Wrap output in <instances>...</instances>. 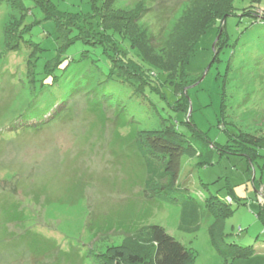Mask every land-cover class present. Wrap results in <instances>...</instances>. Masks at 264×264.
Segmentation results:
<instances>
[{
  "label": "rangeland",
  "instance_id": "1",
  "mask_svg": "<svg viewBox=\"0 0 264 264\" xmlns=\"http://www.w3.org/2000/svg\"><path fill=\"white\" fill-rule=\"evenodd\" d=\"M20 1L23 7L12 0L0 4V264H102L101 254L152 225L190 249L194 264H223L206 216L197 234H184L178 229L180 208L144 193L147 175L137 138L162 129V119L197 147H214V160L205 166L197 156H182L179 184L197 196L201 183L208 186L206 194L231 196L227 241L252 253L229 264H264V23L256 22L241 38L232 63L248 19L228 18L223 47L217 49L224 38L218 43L214 30L187 64L185 96L177 91L179 82L162 77L143 99L129 80L107 78L114 52L81 39L103 0H50L76 21L67 36L34 0ZM113 1L107 0L108 8L119 16L114 28L124 34L126 49L152 71L171 72V53L148 40L164 41L168 32L159 31L160 20L180 19L193 0ZM232 6L234 15L252 12L264 19V0H234ZM6 31L18 37L10 47ZM89 62L97 64L100 76ZM228 72L232 100L224 121ZM242 136L258 140L252 147ZM227 146L246 156L223 154ZM250 148L257 152L253 158Z\"/></svg>",
  "mask_w": 264,
  "mask_h": 264
},
{
  "label": "trees",
  "instance_id": "2",
  "mask_svg": "<svg viewBox=\"0 0 264 264\" xmlns=\"http://www.w3.org/2000/svg\"><path fill=\"white\" fill-rule=\"evenodd\" d=\"M2 1L0 0V4H2ZM12 1H17L22 6L20 0ZM34 1L42 8L49 19L57 22L58 30L63 36H67L70 29L76 25L75 20L56 10L50 0ZM97 1L93 0V2ZM102 2L104 7L101 10L96 8L95 15L85 24L81 39L87 44L98 47L103 46L108 53L114 52L116 58L113 59V67L110 68L107 78L111 79L117 76L125 81L129 80L132 86H136L139 90L138 97L143 99L145 97L144 92L149 86L161 85L162 77L165 78L164 81L166 82H179L176 83L177 91L185 96V88L190 85L188 74H186L187 64L194 57L199 43L214 30L217 31L220 39L218 43H220L222 37L224 38L220 44L217 43V49L223 47L224 40L227 39L226 21L228 18L242 17L248 19V25L242 29L238 40L234 43L232 63L237 56L238 42L241 41V38L253 30L256 22L264 23V19L260 20L259 16L254 15L252 12H247L244 16L234 15L236 14L232 6L234 0H193L191 10L189 8L184 12L186 14H183L184 16L182 15L180 19L176 20L175 17L172 22L173 18L171 19V16H168V18H165V23L160 20L159 31L162 34L168 32L164 41L155 40V36L148 40L153 48H166L172 55L171 60L175 59L171 72L168 74L157 73L158 71L156 72L154 69L152 71L146 63L136 60L130 51L126 49L123 41L124 34L114 28L120 24L118 21L119 16L108 8L109 5L112 7V4L107 3V0ZM112 2L114 1L112 0ZM138 14L137 12L133 16L135 22L141 17ZM170 25L171 28L168 31ZM94 29H97V31ZM178 34H180L178 39L181 41L179 49L174 46ZM16 35V31L13 33L6 31L5 42L8 47L18 38ZM157 41H159V46L155 44ZM132 47H136L135 42L132 43ZM69 63L70 66L71 62ZM89 63L97 69L98 76H100V69L97 64ZM180 69L181 76L178 77ZM152 73H156L157 77L152 76ZM70 74L75 79L82 77L79 73ZM87 74L93 77L97 76ZM101 78L102 81L107 79L106 77ZM228 78L229 72L224 85L222 101L224 121L226 117L224 113L229 108V100H232L231 96L227 94L229 88ZM162 120V129L139 132L137 138L138 152L143 158L147 175L144 187L146 197L148 199L157 198L168 205L179 207L181 211L178 229L184 234H197L201 230L202 220L206 216L211 221L209 234L212 243L223 259V264H229V261L237 256H250L252 253L251 248L228 242L224 232L225 216L231 213V196L228 197L230 200H225L217 195L206 194L208 186H204L202 183L199 190L201 194L197 196L186 183L179 184L182 156L185 154L197 156L201 166L211 164L215 157L213 145L210 144L212 148L206 145L197 147L191 138L180 132L178 127L168 120ZM242 138L244 143H249L248 145L252 147L258 140L243 136ZM243 147L245 148V146ZM221 152L225 155L246 156L243 149L230 146H227ZM256 153L250 148L252 158L256 156ZM203 192H205V195ZM260 204L262 207L260 216L263 218L264 205L263 202H260ZM100 258L102 264H194L193 252L170 236L163 227L157 225L141 228L134 236L126 238L122 245L111 247L107 252L101 254Z\"/></svg>",
  "mask_w": 264,
  "mask_h": 264
}]
</instances>
